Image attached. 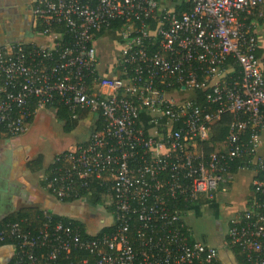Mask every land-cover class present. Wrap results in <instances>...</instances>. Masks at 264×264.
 I'll return each mask as SVG.
<instances>
[{
    "label": "built area",
    "instance_id": "2783aa9c",
    "mask_svg": "<svg viewBox=\"0 0 264 264\" xmlns=\"http://www.w3.org/2000/svg\"><path fill=\"white\" fill-rule=\"evenodd\" d=\"M31 10L51 42L0 46V132L21 136L33 109L58 105L101 116L100 130L55 155L44 188L67 203L102 187L113 230L85 238L43 208L36 229L24 218L0 228L15 264H59L78 251L87 255L68 264H218V248L184 217L233 179L235 159L256 165L260 196L230 218L226 243L264 264V0H33ZM114 21L115 76L100 71L96 41ZM222 113L233 116L229 133L206 152Z\"/></svg>",
    "mask_w": 264,
    "mask_h": 264
},
{
    "label": "crops",
    "instance_id": "0c3cea01",
    "mask_svg": "<svg viewBox=\"0 0 264 264\" xmlns=\"http://www.w3.org/2000/svg\"><path fill=\"white\" fill-rule=\"evenodd\" d=\"M32 2L33 0H0V46L9 42H21L25 46L50 44L51 38L42 35L35 29L31 10ZM259 32L264 51V29H260ZM42 110L54 111L55 118L64 122V127L67 131H71L80 123L73 116L67 119L60 118L53 108ZM42 110L35 113L28 131L23 135L18 137L0 136V222L18 212L27 211L32 215L36 210L41 211V209L47 208L54 212L55 215L84 223L87 232L97 233L103 225L99 227L98 224L94 226L92 223L95 218L99 222L103 221H101V217L98 214L95 215L94 212L88 209L85 202L87 201V204L91 205L92 203L96 206L98 204L93 203L91 199L60 203L44 188V177L54 161L55 155L62 150L73 148L79 142L87 141L91 131L85 140L71 142L73 146L70 143L67 144L68 146L70 145L68 148L56 151L51 160L47 162L40 149L32 145L29 136L36 115ZM91 117L96 119V121L98 119L95 118L94 114ZM93 121L95 124L96 121ZM259 140L258 150L260 147L262 148L259 154H264V135ZM39 158L42 159V163L37 167L34 163ZM255 176L256 172L252 169L239 170L234 174L230 182L220 185L213 202L200 204L190 209L184 217L191 226L195 237V231L191 224L192 220H189L194 215H188V213L190 211L196 212L197 209L202 208V211L204 210L206 214H209V208L212 206V214L216 213L220 219V221L217 220L216 228L218 236L212 238V243H208L205 240H202V242L218 248V264H246L241 253L235 247L226 243V237L230 218L238 211L246 209L255 199V192L252 189V185H255ZM81 201H84V204ZM91 227L93 229L97 228L95 232L90 230ZM13 257L14 248L12 244L0 247V264H7Z\"/></svg>",
    "mask_w": 264,
    "mask_h": 264
},
{
    "label": "rangeland",
    "instance_id": "374dc122",
    "mask_svg": "<svg viewBox=\"0 0 264 264\" xmlns=\"http://www.w3.org/2000/svg\"><path fill=\"white\" fill-rule=\"evenodd\" d=\"M118 32H107L102 35V37H98L96 39L97 46L99 48V68L102 73L109 74L111 68H114L116 57L118 54V47L119 43L122 41L121 36L117 35ZM111 75H116L115 73L111 72ZM192 95V92L188 93ZM81 112V111H80ZM78 113V116L75 118L76 121L80 123L74 127L71 131H67L64 127V122L57 120L55 118V113L52 110H42L37 113L34 123L31 127V131L29 133L30 140L32 141V145L36 148L38 147L40 151L43 153L45 160L48 162L53 157L54 153L58 150H62L68 148L71 142L82 141L85 140L90 131L92 132L95 128L94 121L96 119L92 118L89 114L86 117L82 116L83 113ZM95 118H98V114L95 115ZM94 125V127H93ZM93 128V130H92ZM70 145L68 146L67 144ZM75 145V144H74ZM262 151L260 147L258 151ZM214 201V200H213ZM211 201V202H213ZM87 202V201H86ZM85 204L87 205L88 209L94 214H98L101 217L103 222H99L97 218L92 223L95 225L108 226L112 224V215L110 213L109 208H106V204L104 201L100 202L97 206L92 204ZM209 202V203H211ZM84 204V201H81ZM208 203V204H209ZM201 208V207H198ZM212 206L209 208L210 213L206 214L204 210L197 209L196 212L190 211L188 215H194L189 218L193 229L195 231V237L197 240H205L208 243H212V238L218 236L217 233V220L220 221L218 215L212 214L211 212ZM97 228H90L92 232H95Z\"/></svg>",
    "mask_w": 264,
    "mask_h": 264
},
{
    "label": "trees",
    "instance_id": "16d2710c",
    "mask_svg": "<svg viewBox=\"0 0 264 264\" xmlns=\"http://www.w3.org/2000/svg\"><path fill=\"white\" fill-rule=\"evenodd\" d=\"M188 8H189L188 4L187 5L183 4L182 6L178 7L177 10L179 12H184ZM121 25H122V22L114 21L112 23L111 28H110L109 31L110 32L118 31L120 29ZM34 26H35V29L38 30V31L43 30V26L39 23V21H37L34 24ZM105 32H106L105 30H102L100 33L97 34V36L103 35ZM198 100L200 101L201 104L206 103V97L204 95V92L198 91ZM55 110L57 112V115L60 118H64V119L69 118L73 114V113H71V111H69L63 105H58L57 107H55ZM35 113H36L35 109H33L32 113H31V120H32L33 116L35 115ZM81 113H83L82 116H84V117H86L87 115L91 114L86 109L81 110L80 114ZM232 118H233V116H232L231 113H222V114L217 115L213 119V121L211 123L212 129H211L210 139H209V141L204 143V147H205L206 152L214 151L216 148L219 147V143L221 141H223L227 137V135L229 133V130H230ZM102 123H103V121H102L101 116H98V119H97L96 123L94 124L95 127H96V130H100L102 128ZM1 135L2 134L0 132V136ZM248 138H249V134L247 133L244 136V139L247 140ZM41 163H42V159L39 158L38 160L35 161L34 164L38 167V166L41 165ZM255 167H256V165H254L252 163V161L246 160V159H235L231 163V171L234 174H236L241 169H252V170H254ZM262 174H263L262 172H259L258 177L261 178ZM91 189L94 190V193L97 195L96 198L91 197L92 202L96 203V204H100V202H102L101 195H102V193L105 192V189H103L102 187H99L98 185L97 186H92ZM252 189L255 192V196L259 198L260 193L257 190L256 185H252ZM109 209L111 210L110 207H109ZM182 209L186 210V208H184V207ZM22 218L26 219V222H25L26 226H30L31 228H34V229L38 228L42 224V220H43L42 219V215H41V211H39V210L34 211V213L32 215H30V212H27V211L26 212H18L17 214H14V215H12L10 217H7L2 222H0V228L4 227L9 222H13V221H16V220H19V219H22ZM55 218L56 219H61L62 218L65 222H74L75 224L80 225V227L83 230V237L91 238L90 235H88V234H86L84 232L86 230V226H85L84 223H82L80 221H74V220H71V219L66 218V217L63 218V217H61L59 215H55ZM112 230H113V226L109 225V226L103 227L99 233L111 232ZM11 244L12 243L9 240L8 241H4V242H0V247L8 246V245H11ZM235 249H237L241 253L244 262L246 264H250L246 260L245 255L242 253V250L239 247H235ZM85 255H87L86 251L73 252L72 254H70L68 259H61L60 258L58 263L59 264H68L70 262L72 263L74 261V259H75V256L81 257V256H85ZM7 264H15V258L13 257Z\"/></svg>",
    "mask_w": 264,
    "mask_h": 264
}]
</instances>
